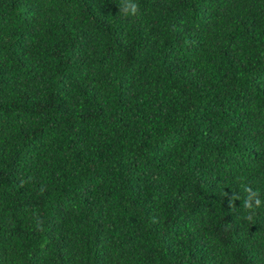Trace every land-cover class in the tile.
<instances>
[{
	"label": "trees",
	"instance_id": "trees-1",
	"mask_svg": "<svg viewBox=\"0 0 264 264\" xmlns=\"http://www.w3.org/2000/svg\"><path fill=\"white\" fill-rule=\"evenodd\" d=\"M131 2L0 0V264H264V0Z\"/></svg>",
	"mask_w": 264,
	"mask_h": 264
},
{
	"label": "clouds",
	"instance_id": "clouds-1",
	"mask_svg": "<svg viewBox=\"0 0 264 264\" xmlns=\"http://www.w3.org/2000/svg\"><path fill=\"white\" fill-rule=\"evenodd\" d=\"M139 10V5L135 2H131V0H121L119 5V13L125 16L128 15H136ZM244 191L248 194L252 193V188L250 186L245 185ZM228 196V193H225ZM256 195H259V192H256ZM240 199L238 195H232L229 199V207L233 206V201ZM262 202L259 199L255 200V204L252 203V196L249 195L248 199L244 200L243 208L247 211V215L245 217L246 220L252 221L255 216V209L261 206Z\"/></svg>",
	"mask_w": 264,
	"mask_h": 264
}]
</instances>
